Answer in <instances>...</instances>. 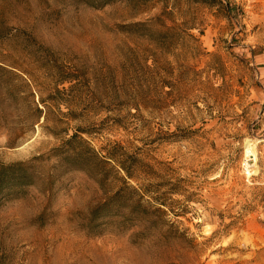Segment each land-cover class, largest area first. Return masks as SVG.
Here are the masks:
<instances>
[{
    "label": "rangeland",
    "instance_id": "1",
    "mask_svg": "<svg viewBox=\"0 0 264 264\" xmlns=\"http://www.w3.org/2000/svg\"><path fill=\"white\" fill-rule=\"evenodd\" d=\"M89 1L0 0V162L33 172L0 264H264V0ZM72 133L128 173L63 167Z\"/></svg>",
    "mask_w": 264,
    "mask_h": 264
},
{
    "label": "trees",
    "instance_id": "2",
    "mask_svg": "<svg viewBox=\"0 0 264 264\" xmlns=\"http://www.w3.org/2000/svg\"><path fill=\"white\" fill-rule=\"evenodd\" d=\"M116 0H90L88 4L93 7H100L104 4L111 3ZM132 2H147L148 0H128ZM193 2L204 3L208 0H192ZM168 14L165 7H162L159 14L154 16L152 19L136 22L129 24L128 27H140L143 31L150 32L153 31L154 24L165 28L164 19L161 16ZM191 28V27H188ZM200 33V31H199ZM192 37V36H191ZM52 155L58 157V163L63 164V167L70 169H80L86 172L89 176L94 178L98 184L103 185L104 179L106 177V172L113 170L115 173L118 172L114 166L116 165L118 169L127 172V169L123 164L114 158L112 154L98 156L92 147H90L84 140L80 139L76 133H72L64 139L59 146L51 149ZM110 160L114 161V164H110ZM28 161L16 160L9 162H0V201L4 198L14 196L18 194L20 189L30 183H32L33 172L29 169ZM53 173L50 172L48 178H46L48 186L53 183ZM123 188L119 186L114 191V194L118 193L119 190ZM133 191V190H132ZM21 192V191H20ZM19 192V193H20ZM108 200L102 201L96 204L91 210V214L99 213V210L104 209L107 205ZM135 206H141L142 209L148 211L150 206H143L138 198L135 201ZM153 210H158V207H153ZM95 214V215H96Z\"/></svg>",
    "mask_w": 264,
    "mask_h": 264
},
{
    "label": "bare ground",
    "instance_id": "3",
    "mask_svg": "<svg viewBox=\"0 0 264 264\" xmlns=\"http://www.w3.org/2000/svg\"><path fill=\"white\" fill-rule=\"evenodd\" d=\"M253 159H254V151L252 150V147H249V150L246 151V156L244 158V162L246 163V167L252 166L254 164Z\"/></svg>",
    "mask_w": 264,
    "mask_h": 264
}]
</instances>
